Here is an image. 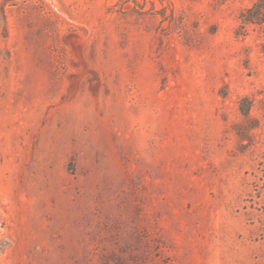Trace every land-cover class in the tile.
<instances>
[{"label": "rangeland", "instance_id": "1", "mask_svg": "<svg viewBox=\"0 0 264 264\" xmlns=\"http://www.w3.org/2000/svg\"><path fill=\"white\" fill-rule=\"evenodd\" d=\"M0 264H264V0H0Z\"/></svg>", "mask_w": 264, "mask_h": 264}, {"label": "trees", "instance_id": "2", "mask_svg": "<svg viewBox=\"0 0 264 264\" xmlns=\"http://www.w3.org/2000/svg\"><path fill=\"white\" fill-rule=\"evenodd\" d=\"M254 7H257V4H256V5H254ZM242 112H243V114H244V115H247V114H248V111H247V109H243V111H242Z\"/></svg>", "mask_w": 264, "mask_h": 264}]
</instances>
